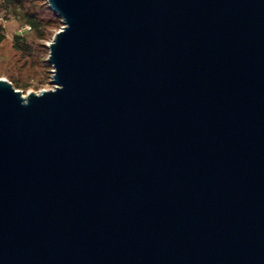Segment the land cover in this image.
Wrapping results in <instances>:
<instances>
[{"label":"water","instance_id":"water-1","mask_svg":"<svg viewBox=\"0 0 264 264\" xmlns=\"http://www.w3.org/2000/svg\"><path fill=\"white\" fill-rule=\"evenodd\" d=\"M54 88L0 78V264H264V0H48Z\"/></svg>","mask_w":264,"mask_h":264},{"label":"rangeland","instance_id":"rangeland-1","mask_svg":"<svg viewBox=\"0 0 264 264\" xmlns=\"http://www.w3.org/2000/svg\"><path fill=\"white\" fill-rule=\"evenodd\" d=\"M29 1L42 15L54 17L53 24L46 28V38H38L25 22L23 9L4 7L0 0V35L4 37L0 41V78L7 79L23 95L54 88L48 44L63 25L60 17L50 9L48 0ZM15 35L23 36L30 44V50H17L13 45Z\"/></svg>","mask_w":264,"mask_h":264},{"label":"trees","instance_id":"trees-1","mask_svg":"<svg viewBox=\"0 0 264 264\" xmlns=\"http://www.w3.org/2000/svg\"><path fill=\"white\" fill-rule=\"evenodd\" d=\"M2 6H13L23 9L25 22L35 32L38 38H46V28L53 24L54 17H46L45 15H42L36 7H31L29 0H2ZM3 38V35H0V41ZM13 45L17 50L22 52H27L31 48L30 44L21 35L14 36Z\"/></svg>","mask_w":264,"mask_h":264},{"label":"built area","instance_id":"built-area-1","mask_svg":"<svg viewBox=\"0 0 264 264\" xmlns=\"http://www.w3.org/2000/svg\"><path fill=\"white\" fill-rule=\"evenodd\" d=\"M30 27V26H29Z\"/></svg>","mask_w":264,"mask_h":264}]
</instances>
